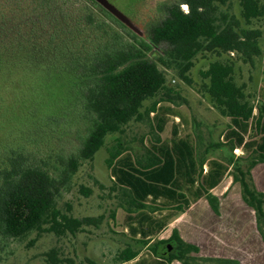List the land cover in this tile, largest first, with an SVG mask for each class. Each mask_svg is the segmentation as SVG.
I'll return each instance as SVG.
<instances>
[{"label":"trees","instance_id":"trees-1","mask_svg":"<svg viewBox=\"0 0 264 264\" xmlns=\"http://www.w3.org/2000/svg\"><path fill=\"white\" fill-rule=\"evenodd\" d=\"M226 1L176 0L139 36L94 0H0V259L8 240L32 232L37 237L74 235L90 224V218L59 211L56 196L79 166L91 164L109 136H115L106 147L113 190L120 191L128 213L137 212L142 243L161 264L172 260L231 264L226 259L193 256L196 247L175 230L167 239L150 242L174 215L159 219L147 214L148 199L167 201L171 204L166 206L179 214L205 197L216 211L217 199L210 190L226 173L254 210L264 243V193L254 188L250 177V169L264 162V105H257L254 116L255 92L247 81H238L235 70L237 61L254 67L262 55V35L257 28L241 26L234 16L217 17L219 4ZM239 5L247 25L264 18V0H239ZM200 51L217 57L199 70L198 90L229 119L224 142L215 144L223 155L208 161L207 151L177 137L175 127L168 142L161 140L165 120L158 116L154 142L144 156L132 158L122 140L126 126L150 112L157 114L162 99H154L159 94L170 103L183 101L167 86L166 72L173 71L192 84L189 72ZM148 100L151 103L142 111ZM82 123L86 132L79 147L67 155L56 148L61 168L42 160V151L50 158L48 146L58 130ZM252 127L258 137L247 140ZM58 138L64 141L62 135ZM236 148L252 153L245 168L234 157ZM206 162L209 168L203 173ZM183 184H196L190 197ZM159 209L153 205L150 211ZM138 253L131 244L125 245L116 255V264ZM46 262L62 261L50 249Z\"/></svg>","mask_w":264,"mask_h":264},{"label":"rangeland","instance_id":"rangeland-1","mask_svg":"<svg viewBox=\"0 0 264 264\" xmlns=\"http://www.w3.org/2000/svg\"><path fill=\"white\" fill-rule=\"evenodd\" d=\"M108 1L135 23L142 30V36H144L153 17L160 14L158 19H161L165 14V5L175 0ZM180 8L184 11L187 10L185 4H180ZM240 10L239 0H227L224 4H219L217 17L221 19L223 14L234 16L239 20L241 26L257 28L261 31L262 36L259 43L262 47V55L255 60L254 67L251 68L238 61L235 63L238 81H247L255 92L253 113L256 116L257 105L260 103L264 105V18L252 20L251 24L247 25L241 18ZM109 23L111 22L109 21ZM113 26L115 27V25ZM232 55L230 54L231 57H233ZM225 57L224 55L222 58ZM215 59H217L215 54L202 51L197 53L194 58V66L189 72L192 79L190 85L182 81L173 71L166 72L167 86L173 93H178L183 101L177 100L175 103H170L163 100V95L156 96L155 101L162 99L158 100V113L150 112L149 116L131 121L126 126L122 135V140L127 146L126 153L134 159L144 156L146 149L154 142L152 133L156 122L155 117L160 116L165 120L163 131L159 134L161 140L168 142L172 137V129L175 127L177 137L187 138L201 152L207 151L208 161L223 155L224 152L218 150L215 144L224 142L229 119L221 116L212 106L208 97L202 95L198 90L199 70L206 68L208 63ZM150 103L151 100L146 101L142 111ZM59 132L62 133L59 134ZM85 132L83 123L68 130L65 129V131L58 130L48 146L50 158L46 156L47 151H42V160L50 166L56 165L61 168L62 163L57 159L55 151L62 149L66 155L74 151L80 146ZM58 135H62L64 141L59 140ZM245 136L247 140L251 137H258L257 133L253 131V127ZM114 137H107L105 146L96 153L91 164L83 163L79 166L76 173L70 177L56 196V207L59 211L71 214L76 218H90V224L83 225L82 229L74 235L67 233L63 236H56L53 233H42L37 237L36 233L32 232L22 239L8 240L1 252L0 264H47L46 253L50 249L56 250L58 259L62 261L59 264H116L118 251L127 244L139 249V253L132 260L119 264H161L147 245L142 243L139 234L141 224L137 220L139 217L137 212L128 213L123 208L124 200L120 191L113 190L111 169L106 164L108 155L106 147L111 144ZM45 147L47 146L44 144ZM233 154L235 159L239 160L242 168L246 167L248 159L252 156L248 148H236L233 150ZM208 168L206 162L203 165V173ZM224 176L226 181L232 178L229 173ZM195 187L196 184L191 187L183 184L181 188L190 197V193ZM86 189L90 191L88 195L85 194ZM170 204L162 199L155 202L151 199L147 200V214L151 217L163 219L168 214L174 215L161 230L150 237V242L167 239L174 224L171 221L178 215L166 206ZM153 205L162 209L152 212L150 210Z\"/></svg>","mask_w":264,"mask_h":264},{"label":"crops","instance_id":"crops-1","mask_svg":"<svg viewBox=\"0 0 264 264\" xmlns=\"http://www.w3.org/2000/svg\"><path fill=\"white\" fill-rule=\"evenodd\" d=\"M254 188L264 193V162L250 169ZM217 199L214 211L205 197L192 202L172 221L179 237L193 244L195 257L226 259L231 264H264V243L256 228L254 210L242 199L240 186L225 180L210 190ZM167 264H183L172 260ZM214 264V263H212Z\"/></svg>","mask_w":264,"mask_h":264},{"label":"water","instance_id":"water-1","mask_svg":"<svg viewBox=\"0 0 264 264\" xmlns=\"http://www.w3.org/2000/svg\"><path fill=\"white\" fill-rule=\"evenodd\" d=\"M98 3L102 8H104L107 12H109L113 17H115L119 22L124 24L131 31L136 33L139 36H142V30L136 26L126 15H124L118 8H116L112 3L108 0H94ZM164 253V252H163Z\"/></svg>","mask_w":264,"mask_h":264},{"label":"flooded vegetation","instance_id":"flooded-vegetation-1","mask_svg":"<svg viewBox=\"0 0 264 264\" xmlns=\"http://www.w3.org/2000/svg\"><path fill=\"white\" fill-rule=\"evenodd\" d=\"M175 1H176V0H175ZM167 5H169V4H167ZM167 5H165V8H166ZM159 15H160V14H158V16H159ZM164 15H165V14H164ZM164 15H163V16H164ZM158 16L153 17V19H152V21H151V25L154 24V23H156L157 21L160 20V19H158ZM134 24H135V23H134Z\"/></svg>","mask_w":264,"mask_h":264}]
</instances>
